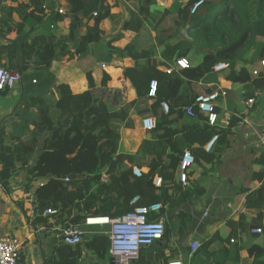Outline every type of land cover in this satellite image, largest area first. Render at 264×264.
<instances>
[{
	"label": "trees",
	"instance_id": "1",
	"mask_svg": "<svg viewBox=\"0 0 264 264\" xmlns=\"http://www.w3.org/2000/svg\"><path fill=\"white\" fill-rule=\"evenodd\" d=\"M134 1L140 5L138 13L133 14L123 28L138 33L143 27L140 19L153 18L150 7L155 0ZM196 1L200 0H189L180 10V16L188 24L200 25L193 31V43L203 52L201 63L187 69H171L168 73L169 67L159 69L162 64L154 59L146 63L148 58H153L147 49L138 51L136 44L130 43L120 53L134 60L132 68L123 70V80H127L136 98L120 109L94 94L95 83L90 73L86 75L87 90L82 93H74L70 85L60 83L55 85V91L49 97H25L23 87L20 95L13 97L14 106L34 114L33 130L26 138L14 136L8 132L7 122L0 118V183L8 189L12 175L9 170L15 169L16 165L24 172V193L33 188L36 180H45L34 189L32 203L39 214L36 220L48 229L57 225L83 226L89 218L114 220L136 207L155 203L160 204L163 211L164 207L173 204V194L181 189L176 183V174L185 151L193 155L195 164L200 167L218 164L221 152L227 147L225 138L229 131L220 129L218 122L213 127L207 125L195 100L211 93L201 84L219 63L228 66L225 80L233 84L250 83L254 90L264 88V74L253 77L248 68L239 67L237 60L233 61L235 55L241 49L246 50L253 40H264V0H203V7L190 16L189 8ZM66 3L68 12L65 15L57 13L50 17L41 0L17 3L16 7L0 5V68L17 72L22 78L48 72L58 59L61 46L66 45L68 39L75 38L84 21L86 26L88 23L92 25L83 32L77 53L98 43L100 25L111 17L108 0H66ZM249 3L254 7L255 19L247 9ZM203 10L210 11L213 16H202ZM14 16L17 23H13ZM63 17L71 18L66 43L50 32L38 33L44 18L61 21ZM30 21L37 28L26 30ZM176 49L167 46L163 56L167 59L186 57L187 49L177 55ZM263 55L264 47L259 52L260 57ZM111 79L105 70L101 87L121 89L120 83L124 81L120 80L117 87H110L108 82ZM151 81L157 82L155 97H149ZM3 91L0 90L1 95ZM162 103L168 105L167 113L163 111ZM188 107L193 108L194 117L186 115ZM133 114L142 119L153 117L156 124L153 129L145 131L134 156L122 155L118 153L121 130L134 127ZM213 136L218 137L216 150L205 153L204 146ZM134 166L145 168L147 172L136 178L132 175ZM262 166L264 153L254 163L253 180H263L259 172ZM155 176L163 181L159 188L153 185ZM135 197H139V201L132 205ZM245 207L256 213L255 219L240 216L237 222H227L228 237L205 242L195 251L192 264H239L242 249L252 260L251 264H264V248L253 243L256 236L251 233L253 229H260L264 236V182L246 194ZM46 209L57 213L42 217ZM159 214L150 215L149 219L158 218ZM102 229L79 246L65 245L53 239L44 264H80L86 253L109 260V239L104 234L108 227ZM235 238H239L240 245L231 244ZM214 243H218V248L210 252L209 247Z\"/></svg>",
	"mask_w": 264,
	"mask_h": 264
},
{
	"label": "crops",
	"instance_id": "2",
	"mask_svg": "<svg viewBox=\"0 0 264 264\" xmlns=\"http://www.w3.org/2000/svg\"><path fill=\"white\" fill-rule=\"evenodd\" d=\"M41 1L49 8L52 6V9L47 7V14L51 12L48 17L53 14L55 16L57 13L65 15L68 12L66 0ZM44 1H47L49 5ZM29 2L30 0H15V2L3 0L1 5L16 7L17 3ZM188 2L189 0H167L163 7L154 4L150 7L153 18L140 19L143 27L138 33H134L124 29L123 26L129 22L133 14L138 13L140 5L134 0H108L111 17L100 25V41L88 45L80 53H77V50L80 47L81 37L92 23L86 26L84 21L75 38L67 41L71 18L63 17L61 21L44 18L38 33L50 32L59 41L63 43L67 41V44L61 46L58 59L51 69L39 74V80L32 82L37 87L34 88L30 84L23 85L25 96H52L55 85L60 83L70 85L74 93H82L87 90L86 75L90 73L95 83L94 94L106 98L113 106L120 109L136 98L127 80H123V70L132 68L134 60L120 53L130 43H135L138 51L147 49L153 58H148L146 63L149 64L154 59L162 64L159 67L161 70H166L168 67L177 69L176 56L171 59L163 56L167 46L177 47L176 55L180 52L184 53L187 49L185 58L189 66H198L202 61L203 52L190 37L200 25L188 24L180 16V10ZM247 9L251 17L255 19L253 5L248 6ZM58 10H62L63 13H59ZM209 12L203 10L201 15L207 18L212 17L213 15ZM13 23H17L15 16ZM31 27L37 28L36 24L30 21L27 23L26 30ZM13 37L14 35H11V38ZM0 43H2L1 40ZM263 47L264 40L256 38L246 50L241 49L233 61L237 60L239 67H246L251 73L257 71L258 74H264V66H261L264 55L259 56ZM101 65H105L106 71L111 75L112 79L108 82L110 87H117L120 80L124 81L120 83L121 89L101 87L102 75L105 72L101 69ZM226 71L207 75L201 86L207 87L210 92L225 91L226 93L225 96L218 98L215 109L218 115V127L229 131L225 138L227 147L221 152L218 164H207L205 167L194 164L190 168L188 187L181 186V189L173 194V204L164 207L159 214V219L165 226L164 237L152 247L143 248L132 264H167L174 261L192 264L191 260L195 253H191L192 242L198 241L201 247L209 240L226 239L230 233L227 222H237L240 216H244L247 220H254L256 217L253 210L245 207V196L261 184L259 179L253 180L252 173L255 171V161L263 153L257 137L259 129L264 125V88L254 90L250 83L233 84L225 80ZM30 76L32 80H35V74ZM251 98L254 102L250 108H247L244 102ZM12 103L10 97L4 98V102H2V96L0 97V118H6L2 117L5 116L4 110ZM131 117L134 127L121 130L118 148V153L128 156H134L137 153L145 136V130L141 128L142 118L135 114ZM32 120L31 113L21 111L18 115V121L30 130L33 129ZM226 123H228L227 126ZM12 131L14 136L20 137L22 128L21 130L15 128ZM216 146L213 151L216 150ZM142 169L144 173L147 172V169ZM8 182L7 188H10V191L0 183V231L20 243L22 247L20 264H44L55 239L56 226L48 229L41 221L36 220V216L31 215V210L33 191L45 180H36L33 188L27 193L18 188L16 183L18 179L15 177H11ZM176 183H178L177 179ZM102 228L100 226L82 227L84 242L97 235L103 230ZM254 236L256 238L253 243L264 248V236L262 234ZM231 244L240 245L241 242L239 238H235ZM224 247L228 249L229 245L224 244ZM217 248L218 243L217 245L214 243L209 247V251H215ZM251 263L252 260L247 252L242 249L239 264ZM80 264H111V262L110 259H100L86 253L82 256Z\"/></svg>",
	"mask_w": 264,
	"mask_h": 264
},
{
	"label": "built area",
	"instance_id": "3",
	"mask_svg": "<svg viewBox=\"0 0 264 264\" xmlns=\"http://www.w3.org/2000/svg\"><path fill=\"white\" fill-rule=\"evenodd\" d=\"M167 0H155L154 3L158 6L163 7ZM3 0H0V5ZM204 5V1H196L189 8V14L191 16L195 15ZM249 6V5H248ZM247 6V7H248ZM43 8L47 9V6L43 4ZM59 13H63L62 10H58ZM96 13H93L95 16ZM261 66H264V61L261 62ZM175 67L177 69H187L189 67V62L186 58H177L175 60ZM105 65H101V69L106 70ZM228 68L226 63H219L214 68L212 73H221L226 71ZM171 69L167 70L169 73ZM253 76H257L258 72L253 71ZM22 82V76L17 72H8L0 68V90L12 91L17 85ZM35 83V81H33ZM157 91V82L151 81L149 84V97H155ZM225 91H212L207 96H200L196 98L195 105L201 115L206 119L207 125L213 127L216 125L218 115L215 112V105L219 97L225 96ZM254 102V99L245 100V106L250 108ZM165 113L168 112V105L162 103L161 105ZM186 115L188 117H194V111L192 107H188L186 110ZM156 120L153 117H145L141 120V128L143 130H151L155 127ZM241 124V122L239 123ZM228 123H226V126ZM258 144L264 153V125L259 129L258 132ZM218 141L217 136H213L208 143L204 146L205 153H211ZM195 164L193 155L185 151L181 157L176 179L177 182L182 187H188V172L190 168ZM259 172L263 175L264 182V166L259 169ZM144 174L141 167L134 166L132 168V175L139 178ZM162 179L155 176L153 179V185L156 188L162 186ZM139 201V197H135L131 204H136ZM162 209V206L158 203L145 206L136 207L133 211L116 218L114 220H109L107 218H89L83 223V226H56L55 238L58 239L65 245L69 246H79L84 242V231L82 227L96 226L104 227L107 226L108 229L104 234L109 239V255L115 258L119 264H132L135 261L140 251L143 248H150L154 243L160 241L165 234V226L163 221L158 218L149 219L150 215H158ZM57 211L53 209H46L42 213V217L53 216ZM207 213V212H206ZM206 213L204 215H206ZM264 213V208H263ZM32 216H38L36 207L33 205L31 210ZM93 220H100L103 223L101 225L95 224ZM253 235L262 234L260 229H253L251 231ZM200 248V243L194 241L190 245L191 253L195 252ZM22 257V247L20 243L13 237L8 236L0 231V264H20ZM167 264H182L181 262H170Z\"/></svg>",
	"mask_w": 264,
	"mask_h": 264
},
{
	"label": "rangeland",
	"instance_id": "4",
	"mask_svg": "<svg viewBox=\"0 0 264 264\" xmlns=\"http://www.w3.org/2000/svg\"><path fill=\"white\" fill-rule=\"evenodd\" d=\"M54 1H56L57 2V0H54ZM45 2V1H44ZM47 2V1H46ZM45 2V3H46ZM48 3V2H47ZM59 4H60V2H59ZM252 3H249L248 5H249V7H250V5H251ZM48 5H49V3H48ZM48 7V6H47ZM52 7V6H51ZM50 7V8H51ZM49 8V7H48ZM49 8V9H50ZM52 9V8H51ZM53 9H54V5H53ZM51 14V12H49V15ZM191 40L193 41L194 40V35L192 34L191 35ZM39 74L38 73H36L35 74V76H34V78H35V80H32L33 78L31 77V76H25V77H23L22 79V82L19 84V85H17V87L14 89V90H12V91H3L2 92V95L0 94V97L1 96H3L2 97V102H4V98H6V97H10V99H13V97H18L19 95H20V92L22 91L21 89H22V87H23V85H25V84H30V85H32L34 88L35 87H37V86H35V84H32V82L33 81H35L36 82V80H39ZM38 85V84H37ZM24 96H25V93H24ZM25 97H27V96H25ZM31 97V96H30ZM16 105V104H15ZM17 106V105H16ZM16 106H14V104L12 103L9 107H7L6 108V106H2V108H6V110H4V115L5 116H2V117H6V118H1V119H3V120H5V122H7V130H8V132H10V133H12L13 135H14V133H13V131H12V129H17V130H21V128H22V131H21V138H26L27 136H28V134L30 133V131H32V130H30L27 126H25V124L23 125V124H21L19 121H18V115L20 114V112L21 111H23L22 110V108H20V107H16ZM16 107V108H15ZM24 112V111H23ZM26 113H28V112H26ZM32 114V116H33V120H32V123H33V121H34V114L33 113H31ZM31 123V124H32ZM33 126V125H32ZM11 162H9V166H11ZM19 166L18 165H16L15 166V169H10L9 170V172H11V177H15L16 179H18V182H16L17 183V186H18V188L19 189H21L22 191H23V186L25 185V182H26V180H25V176H24V172L23 171H21L19 168H18ZM1 169V168H0ZM105 231V230H104ZM106 232V231H105Z\"/></svg>",
	"mask_w": 264,
	"mask_h": 264
},
{
	"label": "water",
	"instance_id": "5",
	"mask_svg": "<svg viewBox=\"0 0 264 264\" xmlns=\"http://www.w3.org/2000/svg\"><path fill=\"white\" fill-rule=\"evenodd\" d=\"M111 264H119L118 261L115 258H110Z\"/></svg>",
	"mask_w": 264,
	"mask_h": 264
},
{
	"label": "bare ground",
	"instance_id": "6",
	"mask_svg": "<svg viewBox=\"0 0 264 264\" xmlns=\"http://www.w3.org/2000/svg\"><path fill=\"white\" fill-rule=\"evenodd\" d=\"M92 222L95 223V224H98V225H101V224L103 223V222L100 221V220H93Z\"/></svg>",
	"mask_w": 264,
	"mask_h": 264
}]
</instances>
